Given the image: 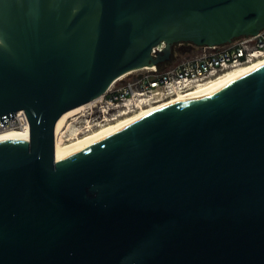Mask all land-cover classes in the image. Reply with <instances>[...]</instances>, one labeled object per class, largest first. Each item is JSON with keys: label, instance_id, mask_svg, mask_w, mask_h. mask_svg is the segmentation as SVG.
Instances as JSON below:
<instances>
[{"label": "water", "instance_id": "95a60500", "mask_svg": "<svg viewBox=\"0 0 264 264\" xmlns=\"http://www.w3.org/2000/svg\"><path fill=\"white\" fill-rule=\"evenodd\" d=\"M264 27V0H0V264H264V64L57 158L119 76ZM165 43L153 53V47Z\"/></svg>", "mask_w": 264, "mask_h": 264}, {"label": "built area", "instance_id": "2783aa9c", "mask_svg": "<svg viewBox=\"0 0 264 264\" xmlns=\"http://www.w3.org/2000/svg\"><path fill=\"white\" fill-rule=\"evenodd\" d=\"M186 44L191 49L197 48V51L164 69L159 64L145 66L119 76L103 94L82 104L83 107L67 118L72 122L84 117V129L83 126L71 125V122L68 127L71 125V129L79 132L90 130L128 111L133 112L142 106L189 91L201 81L229 68L264 59V27L256 34L243 35L224 44L197 46L187 42L179 43ZM164 45L154 46L152 52H158ZM26 123L29 126L28 117L21 109L6 123L0 121V126H20Z\"/></svg>", "mask_w": 264, "mask_h": 264}, {"label": "bare ground", "instance_id": "6f19581e", "mask_svg": "<svg viewBox=\"0 0 264 264\" xmlns=\"http://www.w3.org/2000/svg\"><path fill=\"white\" fill-rule=\"evenodd\" d=\"M263 64H264V59H261V60L255 61L248 65L229 68L225 70L224 72H221L219 74H216L210 78H207L201 81V83H198L197 86H195L189 91L179 93L169 98H165L153 104L151 103L146 106H142L140 108V111L134 114H129L130 113L129 111L128 113L127 112L123 113L122 115L111 119V121L114 120L112 123H108L106 126H103L100 129L92 128L93 130L89 133H86L83 135L81 134L77 135L79 134V131H77V129L73 131L71 130L73 132L72 135L73 136L76 135L74 137V140H72L69 143H63L61 138L58 136V133L61 127L64 126L65 121H67V118L71 114H73L74 112H76L83 106L81 104L77 107L67 110L60 116V118L58 119L56 123V128H55L56 156L57 158H61V157L68 155V153L70 154L72 152L78 151L82 147L84 148V146L96 141L97 139L109 134L110 132L116 129L124 127L146 116L157 113L159 111L172 107L176 104L184 102L187 99H191L207 91H210L219 86H222L230 81H233V79L237 77H240L246 73H249L250 71L256 69L257 67ZM135 70H131V71H135ZM10 136L22 138L28 141L29 136H30V129H29L28 123H26V125L23 124L20 126H0V139L10 137Z\"/></svg>", "mask_w": 264, "mask_h": 264}, {"label": "rangeland", "instance_id": "374dc122", "mask_svg": "<svg viewBox=\"0 0 264 264\" xmlns=\"http://www.w3.org/2000/svg\"><path fill=\"white\" fill-rule=\"evenodd\" d=\"M177 47H178V52L179 53L177 55H175L174 57H171V58L161 62L160 68L164 69L165 67H168L170 64H173L175 61L181 60L185 56H189V54L192 55V54H194L197 51V48H192V49L189 48V49L185 50V49H183V48H181L179 46V43H178ZM139 71H141V70H139ZM139 111H140V109H137V110H135L133 112H130L129 114H134V113L139 112ZM83 118L84 117H80L78 119L73 120L72 122H71V119H68L69 121L67 120V122L65 121L64 126L61 127V129H60V131L58 133V136L61 138L63 143H69L72 140H74V137L76 135L75 136H71V134L73 133L72 131L75 130V129H71V125H75L77 127H79V126L82 127L85 124V121H84ZM113 121L114 120H112V121L110 120L107 123H103L101 125H95V126H93V129H97V128L100 129L103 126H106L108 123H112ZM70 122H71V125H70V127H68V124H70ZM82 128L84 129V126ZM93 129L81 131L77 135H80V134L83 135V134L89 133ZM70 132H71V134H70Z\"/></svg>", "mask_w": 264, "mask_h": 264}, {"label": "trees", "instance_id": "16d2710c", "mask_svg": "<svg viewBox=\"0 0 264 264\" xmlns=\"http://www.w3.org/2000/svg\"><path fill=\"white\" fill-rule=\"evenodd\" d=\"M181 48H183V49H188V48H190V46L188 45V44H186V45H179ZM161 65V63H159V66Z\"/></svg>", "mask_w": 264, "mask_h": 264}]
</instances>
